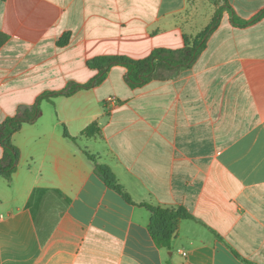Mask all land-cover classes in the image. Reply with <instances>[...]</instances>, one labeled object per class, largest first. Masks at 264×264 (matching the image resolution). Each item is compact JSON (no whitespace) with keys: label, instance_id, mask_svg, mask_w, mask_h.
<instances>
[{"label":"crops","instance_id":"0c3cea01","mask_svg":"<svg viewBox=\"0 0 264 264\" xmlns=\"http://www.w3.org/2000/svg\"><path fill=\"white\" fill-rule=\"evenodd\" d=\"M197 1L0 0V124L45 92L89 82L96 57L183 48L204 30ZM227 2L245 20L264 9ZM125 74L116 66L96 88L43 101L37 122L13 135L0 264H264V19L237 28L223 12L195 64L171 80L132 89ZM142 203L192 217L170 251L152 239Z\"/></svg>","mask_w":264,"mask_h":264},{"label":"trees","instance_id":"16d2710c","mask_svg":"<svg viewBox=\"0 0 264 264\" xmlns=\"http://www.w3.org/2000/svg\"><path fill=\"white\" fill-rule=\"evenodd\" d=\"M223 12H227L230 22L234 27L245 28L264 19V9L252 18L245 20L239 18L227 0L215 9L209 25L198 35L184 36V46L181 49H154L151 54L140 60H134L126 56H100L87 62L88 68L97 72L96 76L85 84L74 82L68 83L62 90L45 92L37 97L31 106L20 107L16 114L6 118L0 124V146L3 150L0 159V176L10 180L17 169L19 152L12 144V137L23 125H31L37 122L41 114L40 104L43 101H51L53 98L62 96L70 97L80 90H89L100 86L107 78L109 71L116 66L126 69L125 82L132 88H140L152 81H168L177 77L180 73L189 70L205 50L210 36L217 29ZM8 36L0 32V48L8 41ZM97 133L96 127L91 126L86 130L87 135ZM64 137L70 138L64 131ZM75 141L74 138H70ZM89 160L94 163L95 172L105 185L117 192L127 203L132 204L124 188L119 184L110 169L99 164L97 159L85 152ZM150 213L149 232L158 248L171 250V242L181 220L192 219L182 208L164 209L149 204H139Z\"/></svg>","mask_w":264,"mask_h":264},{"label":"rangeland","instance_id":"374dc122","mask_svg":"<svg viewBox=\"0 0 264 264\" xmlns=\"http://www.w3.org/2000/svg\"><path fill=\"white\" fill-rule=\"evenodd\" d=\"M198 5L196 9V14L194 16L193 23L196 29H205L212 18L213 7L218 8L223 4V0H198L195 5Z\"/></svg>","mask_w":264,"mask_h":264}]
</instances>
